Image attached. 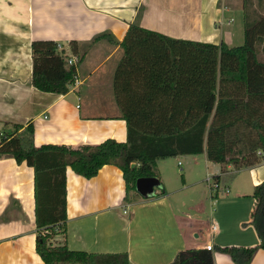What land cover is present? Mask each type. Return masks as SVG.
Instances as JSON below:
<instances>
[{"label": "crops", "instance_id": "crops-1", "mask_svg": "<svg viewBox=\"0 0 264 264\" xmlns=\"http://www.w3.org/2000/svg\"><path fill=\"white\" fill-rule=\"evenodd\" d=\"M216 2L211 5L213 8ZM241 10L239 6L223 5L204 14L198 9L172 12L155 0H0L1 140L14 133L15 126L32 123L36 146L58 144L93 152L126 142L127 125L121 119L115 94L123 50L111 42L112 36L117 42L123 41L138 16L144 29L171 38L217 46L224 42L237 47L245 41L242 21L245 11ZM239 16L242 22L237 24ZM105 34V38L95 40ZM35 40L58 42L71 60L76 55L70 44L79 43L83 56L76 66L80 84L68 94L45 93L34 87ZM91 54H95L94 58H90ZM110 107L112 112L108 114L97 113ZM185 157L191 159L188 174L198 170L202 157L213 169L212 176L209 173L204 182H189L193 177L183 174L181 188L169 191L158 161L159 186L155 194L146 196L138 191L129 199L123 173L117 167L106 166L91 180L67 168L66 233L58 234L53 242L59 243L54 245L93 254L126 253L131 264H171L180 251L206 250L213 245L214 264H236L217 249L259 246L256 231L248 226L243 229L240 224L252 220L255 207L252 196L264 181V161L238 170L232 165L209 161L206 153L173 159ZM177 165L182 167L181 161ZM229 175L233 179L227 184L231 191L227 197L238 198L241 203V198L248 196L253 205L248 211L241 208L237 217L229 220L222 217V223L218 222L221 232L213 237L211 222L202 217L206 208L203 200L213 195L214 178ZM34 185L33 168L26 163L18 164L13 157L0 158V264H45L35 247L38 229ZM216 193L217 200L220 190L218 198ZM250 264H264V249L255 252Z\"/></svg>", "mask_w": 264, "mask_h": 264}, {"label": "trees", "instance_id": "trees-1", "mask_svg": "<svg viewBox=\"0 0 264 264\" xmlns=\"http://www.w3.org/2000/svg\"><path fill=\"white\" fill-rule=\"evenodd\" d=\"M245 9V41L237 47L171 38L144 29L138 16L123 41L112 36L111 42L123 50L115 94L127 125L126 142L93 152L58 144L36 146L32 123L19 124L2 138L0 158L13 157L34 170L35 247L45 264H131L126 253L93 254L53 244L58 234L66 233L67 168L91 180L113 165L123 173L129 199L138 193V179L158 178L157 162L166 158L206 153L209 161L238 170L264 161V60L259 48L264 44V16L254 17ZM61 47L54 40L32 43V81L40 91L66 95L76 82L77 67L69 66ZM70 47L81 63L79 43L72 41ZM232 179L216 177L214 183L220 187ZM252 198L251 223L259 246L217 249L236 264H250L255 252L264 249V181ZM172 262L215 263L207 248L180 251Z\"/></svg>", "mask_w": 264, "mask_h": 264}, {"label": "rangeland", "instance_id": "rangeland-1", "mask_svg": "<svg viewBox=\"0 0 264 264\" xmlns=\"http://www.w3.org/2000/svg\"><path fill=\"white\" fill-rule=\"evenodd\" d=\"M216 0H155V2H157L158 4H160L162 7L164 6L166 9L171 10L172 12H178V10L181 11V9H187V10H192V9H198V11L202 12L204 14V12H214V8L215 10L218 9L219 6H230V7H242L241 11H244V7L246 8L245 10L249 11L250 13H252V16L254 17H262L264 16V0H248L250 3H246V0H217V2L215 3L216 5L211 6ZM206 9V11H204ZM239 10V9H238ZM243 16V15H242ZM241 16V17H242ZM239 17H237V21L239 23H241L242 21H244L243 17H242V21L241 19H239ZM227 23V20H223ZM245 23V21H244ZM215 27V25H214ZM216 29L218 27H215ZM245 29V28H244ZM219 32L221 33V31L219 30ZM260 48V56L262 57V59L264 60V44L261 45ZM95 54H91L90 58H94ZM115 77V76H114ZM106 105V104H104ZM106 107V106H105ZM110 108H103L97 111V113L99 115H105L106 113H110L112 111H110ZM0 141H1V137H0ZM191 159H186L185 158H181V159H176L174 160L173 157L171 158H166V162H163L164 160H161L158 162L159 164V171L161 172L162 178H163V182L167 185V187L169 188V191H174V190H178L179 188H181V178L182 175H187L189 172L191 171L190 169V161ZM199 168H197L198 170H196L195 172H193V174H188L187 177H193L192 179H188L189 182H191L193 180V182H199V181H206V179L210 176H207L209 173L212 176V172L213 169H211L210 164L206 163L202 157H199ZM181 161L182 163V167H178L177 163ZM163 162V163H162ZM245 178L249 177V173L244 174ZM242 181V179H240ZM245 182V181H244ZM233 183V181L231 182V184ZM213 187V186H212ZM220 193H219V199H215L214 197V193L217 192L216 187H213V195H207L206 198H204L203 200V206H205V214L202 215L204 220L209 221V223L214 219L217 223L221 222L222 223V217H227V220L230 219V217H237L241 211V208L244 210L246 209V211L249 210L250 206H252V202L251 199L247 196V197H242L241 198V203L239 201L238 198L233 199V196L228 198L227 196H230V188L226 186H224L223 184L220 186ZM135 194V193H134ZM174 201H176V199L178 198L177 195H175ZM248 212H247V216H248ZM220 220V221H219ZM220 225V224H219ZM211 226V224H210ZM248 226V228H250L253 232H255L254 227L251 223V221H245L243 224H240V227L243 229H245V227ZM221 229L222 226L220 225ZM221 232V231H220ZM220 234V233H219ZM58 242H53V244H57Z\"/></svg>", "mask_w": 264, "mask_h": 264}, {"label": "water", "instance_id": "water-1", "mask_svg": "<svg viewBox=\"0 0 264 264\" xmlns=\"http://www.w3.org/2000/svg\"><path fill=\"white\" fill-rule=\"evenodd\" d=\"M134 166V164H133ZM159 181L156 177L141 178L137 181V189L146 196L154 195Z\"/></svg>", "mask_w": 264, "mask_h": 264}, {"label": "built area", "instance_id": "built-area-1", "mask_svg": "<svg viewBox=\"0 0 264 264\" xmlns=\"http://www.w3.org/2000/svg\"><path fill=\"white\" fill-rule=\"evenodd\" d=\"M68 62H69V65H70V66H72V65L77 66V64H78V59H77V57H76V58L74 57V58H72V60L69 59ZM77 84H80V81L76 79V82H75L74 86L77 85ZM74 86H73V87H74ZM71 89H73V88H71ZM213 187H216L217 190H218V189H221V187H219V186H218L217 184H215V183L213 184ZM210 224H211V226H210V234H211L213 237L218 236L219 233H220V225H219L214 219L211 221ZM208 249H209V250H213V249H214L213 245H209V246H208Z\"/></svg>", "mask_w": 264, "mask_h": 264}]
</instances>
